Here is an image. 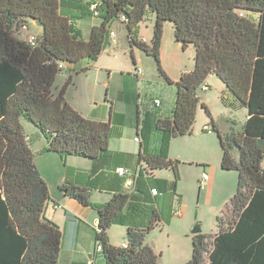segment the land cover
<instances>
[{
  "label": "trees",
  "instance_id": "trees-1",
  "mask_svg": "<svg viewBox=\"0 0 264 264\" xmlns=\"http://www.w3.org/2000/svg\"><path fill=\"white\" fill-rule=\"evenodd\" d=\"M59 8L60 0H0V264H58L62 232L44 218L49 191L33 162L21 119L44 135L48 152L91 160L107 152L110 123L88 120L66 102L71 77L56 95L52 86L59 64L100 55L109 24L121 16L130 47L153 57L160 74L176 88L171 118L154 124L158 134L192 133L196 93L211 74L247 110L241 129L227 134H220L211 120L221 147L220 167L237 172V188L217 217L216 233L193 235L192 256L184 264H264V0H102L101 24L92 27L87 41L73 34ZM147 11L155 16L150 45L131 36ZM28 21L42 29L33 48L17 37ZM166 22L173 26L175 42L194 50L193 69L175 82L159 59ZM139 161L150 175L175 172L177 163L141 150ZM64 191L96 211L95 241L104 264H157L158 256L145 243L161 220L157 209L151 210L145 228L128 226L125 247H115L107 230L120 221L129 194L116 193L105 204L92 206L88 188Z\"/></svg>",
  "mask_w": 264,
  "mask_h": 264
},
{
  "label": "rangeland",
  "instance_id": "rangeland-1",
  "mask_svg": "<svg viewBox=\"0 0 264 264\" xmlns=\"http://www.w3.org/2000/svg\"><path fill=\"white\" fill-rule=\"evenodd\" d=\"M86 5L88 8L89 3L87 2ZM84 14L71 23L73 34L81 40L83 38L87 40L91 27L99 25L101 22L99 17L96 18L91 13ZM154 21V14L147 11L142 21L133 29L131 36L140 41L147 40L145 43L150 45ZM41 31L39 24L29 23V35L39 40ZM109 31H113L115 37L113 41L110 37L106 38L100 55L93 59H84L72 67L62 68L55 78L52 92L55 95L58 94L68 78L71 77L74 87L68 86L65 96L81 110V115L84 118L94 121L107 120L111 110L108 152L112 153L116 150L120 152L123 147L132 149L133 153L138 155L140 142L143 141L141 131L145 115L158 111L166 113L174 103L176 88L173 84L167 83L160 74L153 57L147 56L136 47H130L127 28L120 19L109 24ZM21 38H25L24 33ZM159 53L161 69L166 76L170 73L177 74L179 77L182 69H193V47L188 46L183 49L181 44L175 42L171 23H164ZM135 69H141L138 79L135 76ZM169 79L172 81L171 78ZM205 85L210 88L208 91L198 90L196 93L199 103L192 133L175 138L167 136L165 140L155 142L157 155L170 156L178 165L176 181L172 172L162 170L155 172L158 175L156 174L157 177L153 184L160 179L168 180L170 187L176 183V192L172 197L176 200L177 210L181 213L180 204H182L183 216L185 215L184 220L174 217L173 221L168 223L169 216L166 214L167 218L161 219V224L146 236L145 242L153 244L157 250V264L188 262L192 256V229L197 225H203L204 231L201 229L200 233L215 234L217 217L220 216V211L229 205L230 198L236 192L237 172L235 170L222 171L219 166L221 147L215 129L220 134H227L231 129L240 130L246 121L247 110L229 94L215 75L208 76ZM154 99H159L162 105L150 109ZM201 104L209 109L210 117L206 115ZM21 123L25 134L32 137L34 148L40 146L43 139L40 138L37 130L23 118ZM204 126H209L211 134L203 130ZM158 137L163 138L164 136L161 134ZM233 158L238 159L236 150L233 151ZM123 168L131 172L125 165ZM203 168L206 173L210 174L211 172V175L217 171V177L207 193L201 192L198 195L195 178L203 171ZM116 169L117 167L109 166L106 172L114 176ZM145 181L153 180L147 178ZM95 182L101 187L104 186V181L100 179ZM101 193L100 198L106 197L105 191L102 190ZM129 193L133 196H144L141 189L132 190ZM94 195V199L99 197L97 193ZM165 204L166 202L162 203V213L165 212ZM147 206L148 204L133 199L124 210L127 213H136L142 218ZM196 216L198 219H195ZM184 229L189 230L188 235ZM109 235L115 244L122 243L123 227L117 222L112 224ZM68 249V246L60 249L59 254L61 255L60 257L58 255V264H65L67 255L65 253ZM96 259V264H104L101 254Z\"/></svg>",
  "mask_w": 264,
  "mask_h": 264
},
{
  "label": "crops",
  "instance_id": "crops-1",
  "mask_svg": "<svg viewBox=\"0 0 264 264\" xmlns=\"http://www.w3.org/2000/svg\"><path fill=\"white\" fill-rule=\"evenodd\" d=\"M87 2L89 3V5L98 4L100 6L102 3V0H60L59 11L62 15L66 16L72 23L73 20H77L82 15H85L84 13H91L92 15V12L89 9V5L87 8V5H86ZM99 18H100V21H102L101 15L99 16ZM29 23L37 24L35 21H28L23 28L18 30L17 32L18 39L27 42L28 38L32 36L28 34L29 33L28 32ZM94 26H98V24L93 25L92 27ZM111 32L113 31H109V37L113 41V38L115 37V33L113 32L114 36L111 37L110 36ZM23 33L25 35V38H21ZM41 34H42V31H41ZM83 40L87 41L88 39L85 40L83 38ZM145 41L147 40H144L143 42ZM62 65L64 68L65 66L72 67L75 64H65L64 63ZM186 71H191V70L182 69L180 75ZM139 75H135L137 79ZM168 76L167 77L171 78L172 81L174 82L179 79L177 74L168 73ZM205 82L203 84L204 86H206ZM69 86L74 87L73 82ZM198 90L202 91L201 89H198ZM202 92H206V91H202ZM65 95H66V92H65ZM65 95H64V98L66 102L75 111H77L79 114H82L81 110L75 104L67 100ZM174 100H175V97H174ZM173 106H174V103L171 106V108L168 111H166V113H163V111H160V112L158 111L156 113L145 115V120L143 122L144 125L141 131V134H142L141 138L143 139V141L140 142L138 155H135L132 149H125L122 147L121 148L122 150L120 152L116 150L115 152L109 153L107 150L105 154H103L102 156H100L99 158L95 160H91V159L80 157V156H74V155H68V156L62 157L57 153L48 152L45 150L47 148V141L44 135L40 133L39 130L36 129L35 127L33 128L37 130V132L40 134L39 135L40 138L43 139L42 144H40V146H38L37 148H34L32 137L29 135H26L29 148L33 154V162L41 178L46 183L48 187V191H49L50 199L48 200L44 208V218L47 221L56 225L62 232L61 248H63L64 246H68L69 248L68 251H66L65 253L67 254L65 264H96V261H97L96 258L99 256V254H101V252L97 250L96 241H95V232H96V227H97V222H98L96 211L92 207L84 206L81 203H79L77 200L69 197L66 194V191H64V189L67 187L77 186V187L88 188L90 190V203L92 206H98V205L105 204L116 193L129 194L130 198H129L128 203L131 202V200L136 199L138 201H142L145 204H148L146 211L142 215V218L136 215V213L125 212L124 209L126 207L123 209L120 215V221H118V223L123 227V233H124L123 242L120 244H115L114 242H112V239L109 235L110 228L107 230V236H108L109 243L115 247H120L122 246V244L126 242V229L128 226L145 228L148 225L151 219L152 209H157L160 215V219L162 220H165V218H167L166 214H168L169 216V219H167L168 223L172 222L174 217L180 218V220H184L185 215L183 216L184 209L182 208L183 207L182 204H180L181 205L180 208L182 209V213H181V211L177 210L178 207L176 206L177 205L176 200L174 199V197H172L173 194L176 192L175 190L176 183H174V185L170 187L169 185L170 182L168 180L162 181L163 179H160L161 181L157 180L156 181L157 183L153 184L154 179L157 177L156 176L157 173H155L156 171H154L152 175L148 174L146 172L145 165L139 161L140 150L142 154L144 155L145 154L146 155H157L156 153L157 146L155 142L158 140H165V136L163 138L158 137L161 134H158L156 132V130L154 129V124L156 120L158 119H170L172 115ZM111 117L112 116H111V110H110L108 119L100 120L99 122H109L110 127H111ZM207 133L211 134V129H210V132H207ZM135 139L136 138H134V140ZM143 143H144V146H143ZM159 156L172 160L170 156H164L162 154H159ZM172 161L175 162V160H172ZM124 165L131 171V172L128 171V175L126 176H120L116 171H115L114 176L113 175L111 176L106 172L107 167L109 168V166L112 168L117 167L118 169V168H123ZM177 165L178 164L176 163L175 172L173 170L167 169L168 171L172 172L175 181L177 180L176 179L177 178L176 176ZM219 166H220V163H219ZM158 171H162V170H158ZM203 174L208 175V180L206 181L202 180ZM216 177H217V171L211 175V172L210 174L206 173L205 169L203 168V171L200 174H198L197 177L195 178L196 183L198 185V195L201 192L203 194L207 193V190L213 185V182ZM147 178H150V180H153V181L151 182L145 181ZM97 179L104 181V186L101 187L99 184H97L95 182ZM152 188L157 189L158 191L157 195H152L150 193V190ZM138 189H141V191L144 193V196H141V195L133 196L129 193L132 190L136 191ZM102 190L105 191L106 197L100 198L99 195L102 194L101 193ZM95 193H97L99 196L96 199H94ZM163 202H166L164 213H162V203ZM195 219H198V216H196ZM160 222L158 226L161 224ZM199 227H200V232L202 230L204 231L203 225H200ZM184 230L186 231L185 232L186 235H188L189 230L188 229H184ZM147 245L150 246L152 250L154 251V253L157 255V250L155 246L150 243ZM60 255L61 254H59V257Z\"/></svg>",
  "mask_w": 264,
  "mask_h": 264
},
{
  "label": "built area",
  "instance_id": "built-area-1",
  "mask_svg": "<svg viewBox=\"0 0 264 264\" xmlns=\"http://www.w3.org/2000/svg\"><path fill=\"white\" fill-rule=\"evenodd\" d=\"M112 1H116V0H112ZM98 7H99L98 4H90V5H89V9H90V11L92 12V15L95 16V17H99V16H100V12H99ZM124 19H125L124 16H121V18H120L121 22L124 21ZM110 36L113 37V36H114V33L111 32V33H110ZM27 43H28V45H29L30 47L33 48V47H36V45H37V43H38V40H37V38L31 36V37L28 38ZM58 68H59V69H62V68H63V65H62V64H59V65H58ZM139 74H141V69H136V70H135V75H139ZM200 89H201L202 91H207L209 88H208L207 86H204V85H203V86L200 87ZM160 105H161L160 100H159V99H154V100L152 101V103H151V105H150L149 108H150V109L158 108V107H160ZM204 130H206L207 132H210V128H209L208 126H205V127H204ZM135 141H137V139H135ZM116 172H117L120 176H126V175H128V171H126L124 168H118V169L116 170ZM202 180H203V181L208 180V175H207V174H203V175H202ZM150 193H151L152 195H157L158 191H157V189L152 188V189L150 190ZM122 247H125V244H122ZM97 250L100 251V246H97Z\"/></svg>",
  "mask_w": 264,
  "mask_h": 264
},
{
  "label": "water",
  "instance_id": "water-1",
  "mask_svg": "<svg viewBox=\"0 0 264 264\" xmlns=\"http://www.w3.org/2000/svg\"><path fill=\"white\" fill-rule=\"evenodd\" d=\"M192 235H197L200 233V227L197 225L195 226L192 231H191Z\"/></svg>",
  "mask_w": 264,
  "mask_h": 264
}]
</instances>
